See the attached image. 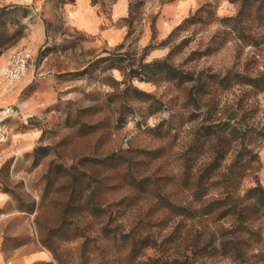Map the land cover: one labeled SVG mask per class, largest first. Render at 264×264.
<instances>
[{
    "label": "rangeland",
    "instance_id": "374dc122",
    "mask_svg": "<svg viewBox=\"0 0 264 264\" xmlns=\"http://www.w3.org/2000/svg\"><path fill=\"white\" fill-rule=\"evenodd\" d=\"M80 1L0 0L18 5L7 17L10 32L22 29L0 50V65L21 48L32 53L25 74L0 92V106L19 112L7 119L0 142V189L8 196L0 264H138L188 253L232 222L181 216L200 214L180 206L202 203L200 173L220 147L222 165L204 182V200L225 191L219 184L233 163L246 162L239 155L245 147L260 160L239 190L256 175L264 185V140L257 137L264 92L240 80L264 70V0L246 7L238 0H130L119 19L111 18L113 0L91 1L102 27L121 30L117 42L75 22ZM166 58L193 77L181 83L130 74L142 61ZM228 72L226 82L212 84V74ZM134 87L150 95L140 98ZM204 122L226 129L219 147L214 140L199 146ZM38 147L48 152L39 160ZM253 226L262 238L248 244L264 248V218ZM131 230L156 240L133 263L108 236Z\"/></svg>",
    "mask_w": 264,
    "mask_h": 264
},
{
    "label": "trees",
    "instance_id": "16d2710c",
    "mask_svg": "<svg viewBox=\"0 0 264 264\" xmlns=\"http://www.w3.org/2000/svg\"><path fill=\"white\" fill-rule=\"evenodd\" d=\"M91 1L95 4L98 0ZM238 1H241L245 7L251 6V0ZM17 7L18 5L15 4L0 6V50L9 46L21 35L22 29L18 28L14 32H10L7 25V17ZM185 20L186 22L190 21V18ZM130 74L132 76H139L145 80L161 77L173 81L177 80L181 83L193 77L190 72L180 71L167 58L157 59L148 63L142 61L137 67L131 66ZM230 74V72L224 76L220 73L212 74V84H223L230 78ZM240 80H242L243 84H248L252 88L264 92V70L255 76L242 74ZM199 82L198 89L200 91L201 89L205 90L204 79H201ZM133 89L136 92V96L140 98L145 99L146 96L150 95L138 88L134 87ZM220 126L221 124H206L204 122L199 132V146L203 147L207 142L214 140L213 142L216 141V146L219 147L220 143L226 138V129ZM236 132L237 128H232L230 133L234 135ZM257 137L264 140V129L258 132ZM252 142L254 141H250L249 143ZM244 150L239 155L247 158L246 162L233 163L224 173L226 181L221 182L222 184L219 185H224L225 191L223 190L219 196L213 199L204 200L205 194L202 190L204 182L210 180L213 176H217L222 165L219 159L223 155L220 147L216 149L217 155L213 158V161L200 173L201 178L197 183L196 191L200 194L199 202L202 203L199 206L179 205L183 212L184 210L190 211L191 209L200 212V214L181 215L184 219L204 218L213 215L215 216V221L231 218V225L228 228L223 227L224 230L222 229L220 235H217V232L209 233V236H205V241L201 246L198 242L194 243L190 251L184 255L153 256L147 261L139 260L138 264H207L202 262L205 258L210 259L215 257L228 259L233 264H264V248L257 249L256 245L248 244V239L254 238L259 241L260 237L262 238L261 231L256 230L253 224L257 219L264 218V185L259 175H256L254 185L246 187L243 191L239 190L241 180L256 170V163H259L260 158L258 152L253 148L245 147ZM47 153V151L40 153L39 147L35 150L37 160L46 156ZM108 236L116 242L120 241L121 246L126 250V257L130 263L135 262L146 248L152 247L156 242L151 236L142 235L132 230L122 232L118 239L116 235H111V233Z\"/></svg>",
    "mask_w": 264,
    "mask_h": 264
},
{
    "label": "crops",
    "instance_id": "0c3cea01",
    "mask_svg": "<svg viewBox=\"0 0 264 264\" xmlns=\"http://www.w3.org/2000/svg\"><path fill=\"white\" fill-rule=\"evenodd\" d=\"M130 0H113L111 4V18L119 19L129 14ZM100 6H93L91 0H81L76 9L73 11L75 22L88 29L92 34L102 32L103 36L112 42H117L121 37V30L116 27H102L105 24V18L101 15ZM8 201V196L0 189V225L3 220L8 218L4 206Z\"/></svg>",
    "mask_w": 264,
    "mask_h": 264
},
{
    "label": "built area",
    "instance_id": "2783aa9c",
    "mask_svg": "<svg viewBox=\"0 0 264 264\" xmlns=\"http://www.w3.org/2000/svg\"><path fill=\"white\" fill-rule=\"evenodd\" d=\"M31 58V51L28 48H21L0 65V92L9 90L10 86L25 74ZM18 113L12 104L0 106V142L7 139L8 132L5 125L7 119Z\"/></svg>",
    "mask_w": 264,
    "mask_h": 264
},
{
    "label": "bare ground",
    "instance_id": "6f19581e",
    "mask_svg": "<svg viewBox=\"0 0 264 264\" xmlns=\"http://www.w3.org/2000/svg\"><path fill=\"white\" fill-rule=\"evenodd\" d=\"M30 144L32 145V143H30ZM31 145H30V146H31ZM24 146H25V145H24ZM263 171H264V170H263ZM263 173H264V172H263Z\"/></svg>",
    "mask_w": 264,
    "mask_h": 264
}]
</instances>
